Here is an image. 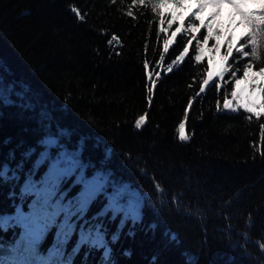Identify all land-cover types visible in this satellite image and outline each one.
<instances>
[{
    "label": "trees",
    "instance_id": "1",
    "mask_svg": "<svg viewBox=\"0 0 264 264\" xmlns=\"http://www.w3.org/2000/svg\"><path fill=\"white\" fill-rule=\"evenodd\" d=\"M194 1L198 12L213 5L200 10ZM169 5L178 6L157 15L132 0H0V257L28 248L29 223L41 233L37 264H264V116L217 111L225 97L233 109L249 103L231 95L242 72L218 77L247 62L235 51L242 36L228 56L230 45L197 18L177 19ZM243 24L246 37L252 25ZM164 39L165 63L191 41L167 74L156 64ZM215 48L226 62L213 60ZM154 68L160 78L149 103ZM209 73L222 87L193 101L184 121L190 139L181 142L185 108ZM250 102L264 113V83Z\"/></svg>",
    "mask_w": 264,
    "mask_h": 264
},
{
    "label": "snow or ice",
    "instance_id": "2",
    "mask_svg": "<svg viewBox=\"0 0 264 264\" xmlns=\"http://www.w3.org/2000/svg\"><path fill=\"white\" fill-rule=\"evenodd\" d=\"M115 2V0H113ZM183 0H132V5L137 6H144L146 10L152 11L156 13L157 15L160 14V9L168 4H177L178 6L182 4ZM198 3H200V10L205 7L207 3L214 4L216 6L223 5V4H230L232 5L236 11L239 13L243 21H247L249 25H252V31L244 37L242 34L243 43H240L238 47H236L235 51L240 59L248 58L247 62L242 65L240 68H231L229 67H223L221 71L218 73V77L220 80H223L225 73H229L232 77L236 76L237 72L243 73V78L247 79L248 74L251 71L253 67V61L257 62L258 67V73L264 74V0H198ZM250 3H258L262 5L259 12L257 11H245L244 5L250 4ZM131 6H129V11H127L128 16H133V12L130 10ZM74 13L83 20L84 17L80 13L78 9H73ZM193 17H195V13L192 14ZM171 22H169L170 24ZM192 28H195L194 21L191 24ZM259 29V31H257ZM189 29H184V32H188ZM181 28H177L176 32L172 33L173 36L176 35V33H180ZM259 36V40L257 37ZM207 36L204 37L205 40H207ZM116 41V37L113 36L111 40L108 41L109 45H112L113 42ZM169 43L170 41L168 39H164L163 41V51L159 54V60L156 62L157 67L162 68L164 73H171L174 70V67L178 65L180 62H182L185 59L186 54L188 53L189 49L187 47L188 44L191 43L190 40H185V44L183 46L182 51L179 53L176 58L170 62L165 63L166 61V54L169 50ZM194 60L200 61L201 56L199 54L202 49H200L199 43H197L194 46ZM232 48L231 46L228 49V56H232ZM228 56H225L223 60L226 62L228 59ZM233 60H236V57H233ZM149 61L147 59L144 60V68L148 69L149 67ZM231 68V71H230ZM204 71L207 72V67L205 66ZM160 78V73L156 71L154 68L152 71H147L146 73V79L148 81L147 85V99L148 102H152V91L153 88L156 86V81ZM199 86V92L196 93V95L192 96L187 104V107L185 108L183 119L179 123L178 127V138L181 142L188 141L190 139V136L185 132V123L184 121L189 119V109L193 107V101H195L201 93H204L207 88H215L217 91L220 90L222 85L217 82V80L213 79L212 74L209 73L207 76H204L201 80L198 82ZM240 83L239 79H236V84L238 85ZM227 86V82H225L224 87ZM233 97H237V93L235 89L233 88V91L231 93ZM238 98V97H237ZM239 99V98H238ZM243 108L246 110V112L249 114L247 116V119L249 121L252 119V115L254 114L255 117L260 118L264 116V113L255 111V109L252 107L251 102L244 103L242 105H237L236 109L232 108V105L230 102L227 101V98L225 97V103L223 104V107L221 108L219 101H217V111H239L240 108ZM261 107H264V105H261ZM148 114L144 113L140 115L135 120V128L140 129L142 126H144L146 122ZM261 136L264 138V125H261ZM2 174V173H0ZM157 188L159 189V185H157ZM96 189H92L84 194V199L82 201L81 210L83 209V206L87 204L88 200L91 199V197L95 194ZM130 217H132L133 220L137 219L138 216L134 213H128ZM25 230H26V236L30 240V244L27 249H25L23 252L17 250L11 259L5 260L4 258L0 257V264H37L36 261L31 259L32 255V249L35 243V240L39 238L40 230L33 227L32 224L25 223ZM262 249H264V244L260 245ZM56 256H59L60 253L57 251L55 253ZM38 264H64L63 261H56L54 259H43L38 262Z\"/></svg>",
    "mask_w": 264,
    "mask_h": 264
},
{
    "label": "rangeland",
    "instance_id": "3",
    "mask_svg": "<svg viewBox=\"0 0 264 264\" xmlns=\"http://www.w3.org/2000/svg\"><path fill=\"white\" fill-rule=\"evenodd\" d=\"M172 15L177 19L192 16L201 21V25L205 30L212 33L214 40L224 41L226 45L233 46L237 40L246 33V26L241 22L235 8L230 4L209 5L203 11L197 10L198 5L194 0H188L179 6H168ZM198 27L192 28L196 31ZM214 61L222 60V56L218 49L210 52ZM264 83V74H259L258 70H252L248 74L247 79H240V83L235 85V91L245 101H256L260 98L262 85Z\"/></svg>",
    "mask_w": 264,
    "mask_h": 264
},
{
    "label": "water",
    "instance_id": "4",
    "mask_svg": "<svg viewBox=\"0 0 264 264\" xmlns=\"http://www.w3.org/2000/svg\"><path fill=\"white\" fill-rule=\"evenodd\" d=\"M52 140H53V138L51 136L50 137H47L45 139V141H44V144L47 145V146H49V147H51V146H53Z\"/></svg>",
    "mask_w": 264,
    "mask_h": 264
}]
</instances>
